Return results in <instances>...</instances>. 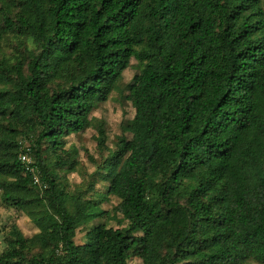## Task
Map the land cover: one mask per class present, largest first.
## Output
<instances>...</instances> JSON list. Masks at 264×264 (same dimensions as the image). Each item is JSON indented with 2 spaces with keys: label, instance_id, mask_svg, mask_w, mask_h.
<instances>
[{
  "label": "trees",
  "instance_id": "trees-1",
  "mask_svg": "<svg viewBox=\"0 0 264 264\" xmlns=\"http://www.w3.org/2000/svg\"><path fill=\"white\" fill-rule=\"evenodd\" d=\"M132 58L134 115L69 190L67 137ZM29 136L45 190L17 157ZM106 195L125 226L76 242ZM0 205L37 229L12 220L0 264H264V0H0Z\"/></svg>",
  "mask_w": 264,
  "mask_h": 264
},
{
  "label": "rangeland",
  "instance_id": "rangeland-1",
  "mask_svg": "<svg viewBox=\"0 0 264 264\" xmlns=\"http://www.w3.org/2000/svg\"><path fill=\"white\" fill-rule=\"evenodd\" d=\"M131 66L125 71L123 76V82L121 85V90L114 92L103 103H99L95 106L91 113L92 120L87 129L79 132L78 134H72L67 137V143L65 145L66 149L76 147L78 153L76 156L77 167L74 172L60 171L61 180L66 184L69 190H75L80 186L88 185L91 181V175L95 169V163L101 161L110 151L115 144L118 136L123 134V131L127 124L130 122L134 115V110L130 105L129 100L125 98L129 91V86L127 85L132 78V75L136 73L137 68L135 67L136 61L132 58ZM102 126L105 130V135L107 138L106 148L103 151H99L96 144V128ZM85 149V150H84ZM99 191V194L104 193V187L100 182L95 184ZM90 192L85 196H90ZM105 196V195H104ZM118 200L112 195H106L104 201L101 202V207L106 210V214L102 217H97L87 223L85 226L77 229L75 240L78 243H83L86 240V230L95 226L98 223H104L109 227H123L126 222L121 217L113 211L114 207L117 205ZM15 220L18 226L22 229L24 234L31 235L37 229L31 223V221L23 214L17 213L13 209H5L0 205V251L3 249V229L12 221ZM130 264H142L140 259H132ZM245 264H258L253 260L247 261Z\"/></svg>",
  "mask_w": 264,
  "mask_h": 264
},
{
  "label": "built area",
  "instance_id": "built-area-1",
  "mask_svg": "<svg viewBox=\"0 0 264 264\" xmlns=\"http://www.w3.org/2000/svg\"><path fill=\"white\" fill-rule=\"evenodd\" d=\"M18 160L22 164L26 174L28 175L32 185L36 186L40 190H45L48 188L47 182L42 176L40 167L37 165L35 158L33 156L32 146H31V136L29 138L22 137L18 140Z\"/></svg>",
  "mask_w": 264,
  "mask_h": 264
}]
</instances>
